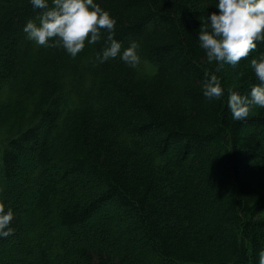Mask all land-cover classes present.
I'll list each match as a JSON object with an SVG mask.
<instances>
[{"label":"trees","instance_id":"16d2710c","mask_svg":"<svg viewBox=\"0 0 264 264\" xmlns=\"http://www.w3.org/2000/svg\"><path fill=\"white\" fill-rule=\"evenodd\" d=\"M141 61L94 63L25 38L30 0H0V196L16 215L0 264H254L264 247V108L228 90L250 58L208 63L197 32L215 0H98ZM107 33H105V38ZM220 99L203 95L205 73Z\"/></svg>","mask_w":264,"mask_h":264},{"label":"clouds","instance_id":"9594fccd","mask_svg":"<svg viewBox=\"0 0 264 264\" xmlns=\"http://www.w3.org/2000/svg\"><path fill=\"white\" fill-rule=\"evenodd\" d=\"M35 17L26 20L22 31L25 38L43 47L62 48L75 58L87 45L104 41L96 52L94 63H104L119 58L130 67L140 61V44L131 40L127 46L116 38L117 19L98 0H30ZM215 8L200 19L197 32L199 46L208 63L218 66H236L252 50L264 44V0H215ZM105 33L107 36L105 38ZM250 65L259 83L250 91L241 93L228 90L227 107L234 120L249 117L255 106L264 108V52L250 58ZM203 95L220 99L225 92L221 77L216 72H206L202 82ZM4 187L0 185V193ZM14 209L0 196V237L11 235L15 228ZM254 264H264V247L256 253Z\"/></svg>","mask_w":264,"mask_h":264},{"label":"rangeland","instance_id":"374dc122","mask_svg":"<svg viewBox=\"0 0 264 264\" xmlns=\"http://www.w3.org/2000/svg\"><path fill=\"white\" fill-rule=\"evenodd\" d=\"M254 183L257 187H259V185L263 184L264 183V176L261 175V176H256V178H254Z\"/></svg>","mask_w":264,"mask_h":264}]
</instances>
